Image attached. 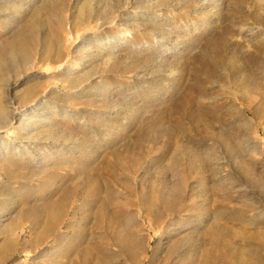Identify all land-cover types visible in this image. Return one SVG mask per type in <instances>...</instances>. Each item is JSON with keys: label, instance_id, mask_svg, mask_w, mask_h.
<instances>
[{"label": "rangeland", "instance_id": "1", "mask_svg": "<svg viewBox=\"0 0 264 264\" xmlns=\"http://www.w3.org/2000/svg\"><path fill=\"white\" fill-rule=\"evenodd\" d=\"M4 120L0 264H264V0H0Z\"/></svg>", "mask_w": 264, "mask_h": 264}, {"label": "bare ground", "instance_id": "2", "mask_svg": "<svg viewBox=\"0 0 264 264\" xmlns=\"http://www.w3.org/2000/svg\"><path fill=\"white\" fill-rule=\"evenodd\" d=\"M2 117H3V115H2ZM8 120H4V121H2L0 124V128H3V127H5V126H7L10 122H7ZM13 121V120H12ZM8 123V124H7Z\"/></svg>", "mask_w": 264, "mask_h": 264}]
</instances>
